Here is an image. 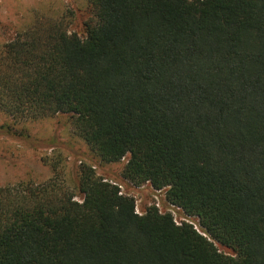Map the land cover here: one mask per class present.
Segmentation results:
<instances>
[{
	"label": "trees",
	"instance_id": "obj_1",
	"mask_svg": "<svg viewBox=\"0 0 264 264\" xmlns=\"http://www.w3.org/2000/svg\"><path fill=\"white\" fill-rule=\"evenodd\" d=\"M86 2L80 24L81 8L45 6L2 40L0 112L69 114L102 162L126 159L124 179L203 233L137 213L86 159L73 182L56 162L0 185V264H264V0Z\"/></svg>",
	"mask_w": 264,
	"mask_h": 264
},
{
	"label": "rangeland",
	"instance_id": "obj_2",
	"mask_svg": "<svg viewBox=\"0 0 264 264\" xmlns=\"http://www.w3.org/2000/svg\"><path fill=\"white\" fill-rule=\"evenodd\" d=\"M0 3V42L9 38L16 26L29 19L30 12L25 10L31 7H59L65 3L82 9L77 12L76 25L87 18L85 0H2ZM84 159L93 164L99 175L134 197L136 210L140 213H145L148 207L156 204L163 209L167 208L163 191L154 190L148 182L134 185L123 178L126 159L116 163L102 162L85 141L74 134L69 114H58L18 125L0 112V185L22 179L43 182L52 176V163L56 162L66 173L67 179L73 182L76 169ZM80 198L77 196V199ZM191 220L199 224L196 217ZM216 244L221 252L234 254L232 249Z\"/></svg>",
	"mask_w": 264,
	"mask_h": 264
},
{
	"label": "built area",
	"instance_id": "obj_3",
	"mask_svg": "<svg viewBox=\"0 0 264 264\" xmlns=\"http://www.w3.org/2000/svg\"><path fill=\"white\" fill-rule=\"evenodd\" d=\"M151 187L154 190L159 191V190L155 189L152 185H151ZM120 193L125 194L122 189H121V192ZM165 205L167 206V208L166 209H163L159 204H156V206L160 209L161 212H165V211L171 212L173 214L174 219H175V221H176L177 224H181L183 221H187V222L192 223L197 230H199L200 232H202L201 229H200V225L198 223L194 222L193 220H191L192 216L186 215L185 212L183 211V209L181 207L169 203L168 201H166V199H165ZM136 212L139 213V214H142L138 210H136Z\"/></svg>",
	"mask_w": 264,
	"mask_h": 264
},
{
	"label": "crops",
	"instance_id": "obj_4",
	"mask_svg": "<svg viewBox=\"0 0 264 264\" xmlns=\"http://www.w3.org/2000/svg\"><path fill=\"white\" fill-rule=\"evenodd\" d=\"M86 1V0H85ZM0 2H2V0H0ZM0 5H2L1 3H0ZM86 5H87V3H86ZM37 9H39L37 6L36 7H31V8H28V9H26L25 11L26 12H31L32 13V11L33 10H37ZM1 12V11H0ZM21 25V24H20ZM19 25V26H20ZM2 38V25L0 26V39ZM2 42V41H1ZM0 42V43H1Z\"/></svg>",
	"mask_w": 264,
	"mask_h": 264
}]
</instances>
